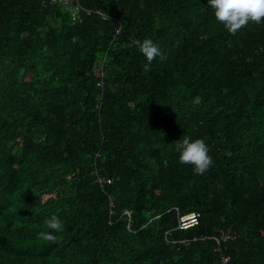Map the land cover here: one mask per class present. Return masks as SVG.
Masks as SVG:
<instances>
[{"label":"trees","instance_id":"trees-1","mask_svg":"<svg viewBox=\"0 0 264 264\" xmlns=\"http://www.w3.org/2000/svg\"><path fill=\"white\" fill-rule=\"evenodd\" d=\"M76 2L90 12L0 0V264H218L220 229L227 264H264V22L232 35L208 0ZM145 38L167 57L147 72ZM184 136L209 147L202 175Z\"/></svg>","mask_w":264,"mask_h":264},{"label":"clouds","instance_id":"clouds-1","mask_svg":"<svg viewBox=\"0 0 264 264\" xmlns=\"http://www.w3.org/2000/svg\"><path fill=\"white\" fill-rule=\"evenodd\" d=\"M208 5L214 10L215 19L232 35L247 27L249 23L259 25L264 22V0H208ZM132 43L148 62L144 65L146 72L150 70L151 62L157 57L161 60L167 59L159 46L150 38H145L143 41L134 39ZM175 147L179 153L180 163L193 165L195 174L202 175L210 169L213 160L204 139L184 136L182 141H177ZM45 225L55 233L62 232L64 228L62 220L56 214L46 219ZM52 232L41 231L39 239L59 243L60 238Z\"/></svg>","mask_w":264,"mask_h":264},{"label":"built area","instance_id":"built-area-1","mask_svg":"<svg viewBox=\"0 0 264 264\" xmlns=\"http://www.w3.org/2000/svg\"><path fill=\"white\" fill-rule=\"evenodd\" d=\"M56 2H62L64 4H69L74 12H79L80 10H83L86 13L90 12V9L81 7L76 0H52ZM102 17L107 16V14L102 13L101 11L97 10ZM117 27H116V32L118 31L120 27V21L116 19ZM176 208V207H174ZM127 217H130L129 212L126 210L125 211ZM199 220V212L190 210L181 214H178L177 221H176V227L177 228H188L189 226L196 224ZM233 237V235L225 229H220L219 233L214 236V239L216 241L215 247L213 248L214 253L217 255L218 258V264H227L230 256L225 252V244L223 243L227 239ZM178 242H184L188 243L187 239H179Z\"/></svg>","mask_w":264,"mask_h":264}]
</instances>
